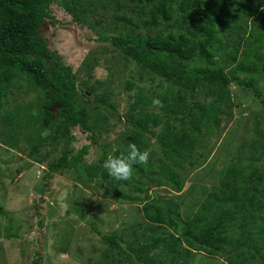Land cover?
<instances>
[{
	"label": "trees",
	"instance_id": "1",
	"mask_svg": "<svg viewBox=\"0 0 264 264\" xmlns=\"http://www.w3.org/2000/svg\"><path fill=\"white\" fill-rule=\"evenodd\" d=\"M129 2L142 17L127 13L116 16L138 31L115 32L111 27L104 29L99 39L109 41L164 87L156 94L139 88L132 95L126 114L128 130L122 135L125 149L103 147L93 166L100 168L109 154L126 153L129 142H134L141 150H148L150 157L146 164L135 166L129 181L112 178L104 167L99 172L100 181L96 180L97 172L93 169L90 173L84 161L90 145L83 144L76 151L71 146L75 140L72 127L87 132L91 143H96L95 129L105 119L93 122L88 108L79 103V95L87 97L95 90L79 87L71 67L40 32L46 19L56 22L50 12L52 3L79 19L80 12L92 10L93 0H0V108L8 101L6 96L15 81H28L42 98L28 118L17 109L0 113V119L6 123H14L13 118L28 121L30 143L22 152L30 158L36 159L43 148L64 139L62 153L47 161L46 174L69 170L74 180L103 188L117 203H142L140 211L147 225L140 234L137 227L132 229L131 240L89 221L106 244L103 258L93 264H188L190 254L196 252L222 256L228 264H264V127L259 128L258 139L247 146L255 153L246 158L252 162L248 164L250 173L237 165L240 158L231 161L219 172L217 192L207 193L189 211L181 207L189 171L186 164L191 168L200 164L202 148L218 134L221 122L230 114L232 85L251 90L264 110V0ZM108 31L111 33H105ZM94 98L110 116L121 119L113 114L114 105L104 96ZM154 99L160 103L155 104ZM151 106L159 111L147 109ZM157 127L155 149L159 155L155 156L148 148ZM45 130L47 135H43ZM6 133L12 138L14 129ZM243 148L247 152L246 145ZM155 186L165 187L174 197L149 193ZM74 210L87 220L80 208ZM235 221L240 236L233 239L229 227ZM252 225H259L260 238L255 237ZM11 229L10 225L5 228L6 236H17ZM38 258L33 259L34 264H39Z\"/></svg>",
	"mask_w": 264,
	"mask_h": 264
},
{
	"label": "rangeland",
	"instance_id": "2",
	"mask_svg": "<svg viewBox=\"0 0 264 264\" xmlns=\"http://www.w3.org/2000/svg\"><path fill=\"white\" fill-rule=\"evenodd\" d=\"M93 1L94 4L90 5L92 10L80 12L79 19L68 13L62 5L52 3L50 12L56 22L52 24L46 19L40 26V32L49 47L55 49L63 62L71 67L79 87L95 90L93 94L87 92V97L79 95V103L88 108L94 123L97 118L105 119L95 129L96 143H91L87 132L75 126L71 128L75 140L70 144L75 151L83 144L90 145L84 161L87 170L91 173L94 169L97 172L96 180L100 181L99 172L104 166H93L102 156V148L111 147V151L125 149L122 135L128 130L126 114L132 95L139 88L156 94L164 86L157 84L158 78H152L109 41L99 39L102 31L111 27L115 32L120 29L138 31V28L116 16L127 13L137 19L142 17L133 3L129 0ZM100 2L107 6H102ZM232 88L233 108L221 122L218 134L212 136L202 148L204 155L199 157L200 164L193 169L186 164L189 171L185 175L181 194L185 199V204L181 206L183 210L189 211V207L195 202L198 204L207 193L219 190V172L229 166L231 161L233 163L240 158L237 165L250 173L248 164L251 161L246 158L255 153L249 151L247 146L260 136L258 130L264 127V110L251 90L234 85ZM9 89L6 96L8 101L0 108L1 114L20 109L28 118L30 110L36 112L42 98L32 84L15 81ZM95 95L104 96L111 102L114 105L113 114L121 119L110 116L105 107L98 106ZM147 109L159 111L155 106ZM13 120L14 123H6L0 119V205L4 211L0 213V264H34L33 259L37 257L39 264H93L103 258L106 244L91 229L90 220L106 232L117 230L126 241L133 238L132 229L137 227L139 234L143 231L147 223L140 211L142 203H117L107 196L103 188L74 180L69 170L46 174L47 161L55 160L62 153L64 139H57L43 148L36 159L30 158L22 152V148L30 143L28 121ZM34 124L31 122V125ZM13 129L12 138L5 136L6 131L11 133ZM159 129H154L148 148L155 156L159 155L155 149ZM245 145L247 152L243 148ZM138 193L143 195V192ZM149 193L164 198L175 195L165 187L157 186L152 187ZM75 207L84 212L86 221L79 217ZM260 214L263 213L258 212ZM9 225L12 226V232H17V236H6L5 228ZM238 226L235 221L229 227V236L233 239L240 236ZM258 226L252 225L256 238L262 234L257 231ZM188 264L228 262L222 256L196 252L190 254Z\"/></svg>",
	"mask_w": 264,
	"mask_h": 264
},
{
	"label": "clouds",
	"instance_id": "3",
	"mask_svg": "<svg viewBox=\"0 0 264 264\" xmlns=\"http://www.w3.org/2000/svg\"><path fill=\"white\" fill-rule=\"evenodd\" d=\"M153 102L155 104L160 103L158 99H154ZM47 134L48 131L45 130L43 135ZM149 157L150 152L148 150H141L136 143L129 142L126 153L109 154L104 160L103 166L112 178L129 181L133 177L135 166L146 164Z\"/></svg>",
	"mask_w": 264,
	"mask_h": 264
}]
</instances>
